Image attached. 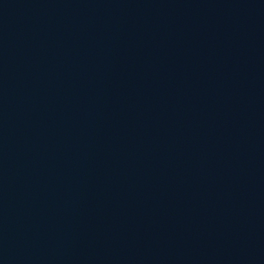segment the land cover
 <instances>
[{"label":"water","instance_id":"95a60500","mask_svg":"<svg viewBox=\"0 0 264 264\" xmlns=\"http://www.w3.org/2000/svg\"><path fill=\"white\" fill-rule=\"evenodd\" d=\"M0 264H264V0H0Z\"/></svg>","mask_w":264,"mask_h":264}]
</instances>
